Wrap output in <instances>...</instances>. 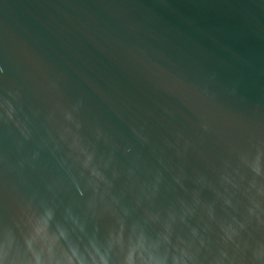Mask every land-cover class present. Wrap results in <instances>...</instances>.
I'll list each match as a JSON object with an SVG mask.
<instances>
[{"label": "water", "instance_id": "95a60500", "mask_svg": "<svg viewBox=\"0 0 264 264\" xmlns=\"http://www.w3.org/2000/svg\"><path fill=\"white\" fill-rule=\"evenodd\" d=\"M0 264H264V0H0Z\"/></svg>", "mask_w": 264, "mask_h": 264}]
</instances>
